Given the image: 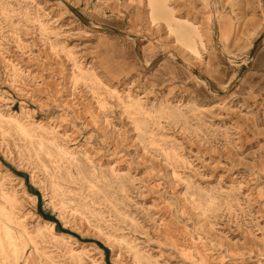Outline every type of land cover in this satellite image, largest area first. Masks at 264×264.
<instances>
[{
    "label": "rangeland",
    "instance_id": "1",
    "mask_svg": "<svg viewBox=\"0 0 264 264\" xmlns=\"http://www.w3.org/2000/svg\"><path fill=\"white\" fill-rule=\"evenodd\" d=\"M0 113V264H264V0H0Z\"/></svg>",
    "mask_w": 264,
    "mask_h": 264
},
{
    "label": "bare ground",
    "instance_id": "2",
    "mask_svg": "<svg viewBox=\"0 0 264 264\" xmlns=\"http://www.w3.org/2000/svg\"><path fill=\"white\" fill-rule=\"evenodd\" d=\"M160 0H152L153 4H157ZM162 8V7H161ZM148 10H150V8H148ZM159 9H157L156 11H158ZM160 14H164L162 12L159 11ZM242 13V12H241ZM240 14V13H239ZM185 18L182 17H174L175 19L173 20H167L168 22V27H169V31L170 34L174 35L175 38V43H177L178 45L182 44L186 46L187 50H194L197 51L196 48L198 45L200 44H204V38H202L203 36H207L208 31L206 32L205 28L200 27V24L193 21L192 18H189L187 16H183ZM192 19V20H191ZM218 20V26H219V32L221 34V38H224L226 36V33L228 32V36L229 34L232 37H237V35L239 34L241 28L244 26L242 24L241 21H237L236 23L233 22V20H229L227 17L225 16H219L217 18ZM245 20V19H244ZM242 24V25H241ZM204 25V24H203ZM207 25V24H205ZM171 39V38H170ZM175 45V44H174ZM176 49V48H175ZM172 52L174 51H169V53L172 54ZM199 55V54H198ZM9 56L12 57V61H19L20 63H22L23 65H27L30 66L32 59L29 58L28 56H25L24 54H19L18 52H16L14 49L12 51V53L9 54ZM34 62V61H33ZM43 62V61H42ZM46 62V61H45ZM44 62V63H45ZM11 63V62H10ZM191 63H194L193 61H191ZM189 60L184 61V66L191 72L194 65L191 64ZM43 67V66H41ZM60 70V69H59ZM38 75V74H37ZM37 75H34L36 77H39ZM51 75V74H50ZM66 75V74H65ZM66 79V78H65ZM56 81V80H55ZM47 83V82H46ZM48 84V83H47ZM72 86V85H71ZM68 87V86H66ZM33 92H30L29 94H27V96L33 97V93H35L34 89H32ZM68 91V90H67ZM78 97V96H77ZM37 100V99H36ZM68 101V100H67ZM43 102V101H42ZM93 102V101H91ZM66 103V100H65ZM134 106H137L135 104H133ZM72 106V105H71ZM79 113V112H78ZM77 113V114H78ZM85 114V113H84ZM83 115V114H82ZM88 121V120H87ZM10 126L12 129H14L15 131H17L22 137H24V139L29 140L30 142H38V146L40 148H44V146L46 144L48 145H54L57 148V154H59L62 157H65V154H68V150H66L63 147H59L56 145V142L53 141L54 137L50 138L49 140L45 141L43 134L46 133H53L52 130H49L48 128H45L43 126H31L33 124L30 125V127H26L25 125H23L19 120L12 118V117H5L3 114L0 113V131H5L4 127L5 126ZM39 128V129H37ZM55 128H53L54 130ZM75 130V129H74ZM55 132V131H54ZM51 148V147H50ZM50 152L52 153V149L50 150ZM75 165H77L78 171L80 173H82V168L84 167L83 165H81L80 163H75ZM55 197V196H54ZM62 201V200H61ZM63 203V201H62ZM163 211V210H162ZM4 215H5V211H3ZM4 231V235L9 239V241L11 242V244H14L16 241L15 240H22V236L28 234L29 238L33 239L34 237H31L30 233H27L26 229L23 228V231L20 233V235L18 237H16L15 235H13L12 232H10V229L7 227H1L0 226V230ZM15 229V228H14ZM16 233V231H15ZM49 233L52 236H56V234L52 231L49 230ZM44 235L43 230L41 229V227H37L36 229V235L35 237H40L42 238ZM3 236V235H2ZM19 243V242H18ZM34 257V256H33ZM24 262V261H23Z\"/></svg>",
    "mask_w": 264,
    "mask_h": 264
},
{
    "label": "water",
    "instance_id": "3",
    "mask_svg": "<svg viewBox=\"0 0 264 264\" xmlns=\"http://www.w3.org/2000/svg\"><path fill=\"white\" fill-rule=\"evenodd\" d=\"M259 47H260V44L257 46V49H258ZM162 58H163V57H162ZM162 58L158 59V60L156 61V63H158L159 61H161ZM156 63H154L153 66L156 65Z\"/></svg>",
    "mask_w": 264,
    "mask_h": 264
}]
</instances>
